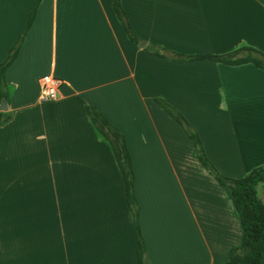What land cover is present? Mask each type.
<instances>
[{
    "label": "crops",
    "instance_id": "1",
    "mask_svg": "<svg viewBox=\"0 0 264 264\" xmlns=\"http://www.w3.org/2000/svg\"><path fill=\"white\" fill-rule=\"evenodd\" d=\"M34 2L0 0V63ZM119 4L144 44L186 56L264 55V0ZM44 75L61 81L54 100L38 97ZM4 84L0 264H143L112 151L87 106L124 138L148 264H221L240 244L225 191L154 99L196 130L219 174L241 178L264 166L262 70L150 55L128 40L108 0H40ZM184 185L193 205L181 213Z\"/></svg>",
    "mask_w": 264,
    "mask_h": 264
},
{
    "label": "trees",
    "instance_id": "2",
    "mask_svg": "<svg viewBox=\"0 0 264 264\" xmlns=\"http://www.w3.org/2000/svg\"><path fill=\"white\" fill-rule=\"evenodd\" d=\"M39 1L40 0H35L33 3L28 13L27 21L16 43L8 50L6 58L0 63V106H5L4 109H0V123L7 121L10 117L7 111L8 94L4 84V72L16 56ZM108 2L128 40L150 55L175 61L210 60L224 65L251 63L264 72V55L250 48H239L220 55L186 56L168 51L155 44H144L138 36H136L126 21L119 0H108ZM154 102H156L160 108L180 126L186 136L191 140L196 160L214 181L223 188L237 214L241 227V241L237 247L229 251L228 260L221 264H264V205L257 198L255 190L258 184L264 183V166L253 168L247 175L241 178H229L219 174L206 157L196 130L173 106L159 98H155ZM86 113L96 131L107 142L112 151L116 167L123 183L124 200L132 219L133 238L139 254L142 257L143 264H148L137 223L138 203L134 195L133 173L124 138L119 131L108 124L105 118L94 107L87 106Z\"/></svg>",
    "mask_w": 264,
    "mask_h": 264
},
{
    "label": "built area",
    "instance_id": "3",
    "mask_svg": "<svg viewBox=\"0 0 264 264\" xmlns=\"http://www.w3.org/2000/svg\"><path fill=\"white\" fill-rule=\"evenodd\" d=\"M61 81L53 76L44 75L38 79V97L43 101H51L57 98Z\"/></svg>",
    "mask_w": 264,
    "mask_h": 264
},
{
    "label": "rangeland",
    "instance_id": "4",
    "mask_svg": "<svg viewBox=\"0 0 264 264\" xmlns=\"http://www.w3.org/2000/svg\"><path fill=\"white\" fill-rule=\"evenodd\" d=\"M183 191L180 192L179 198H178V211L179 212H186L187 208H189V204L193 205L191 201V196L185 185L182 187ZM256 195L258 199L262 202L264 205V184H258L256 186ZM183 221V220H182ZM179 225L181 227V219H179Z\"/></svg>",
    "mask_w": 264,
    "mask_h": 264
},
{
    "label": "water",
    "instance_id": "5",
    "mask_svg": "<svg viewBox=\"0 0 264 264\" xmlns=\"http://www.w3.org/2000/svg\"><path fill=\"white\" fill-rule=\"evenodd\" d=\"M4 108H5V106H4V105H1V106H0V109H4Z\"/></svg>",
    "mask_w": 264,
    "mask_h": 264
}]
</instances>
